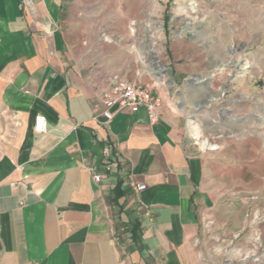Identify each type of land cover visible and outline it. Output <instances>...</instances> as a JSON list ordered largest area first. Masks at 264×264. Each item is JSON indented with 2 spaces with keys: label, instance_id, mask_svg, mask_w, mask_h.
Returning a JSON list of instances; mask_svg holds the SVG:
<instances>
[{
  "label": "crops",
  "instance_id": "crops-1",
  "mask_svg": "<svg viewBox=\"0 0 264 264\" xmlns=\"http://www.w3.org/2000/svg\"><path fill=\"white\" fill-rule=\"evenodd\" d=\"M76 8L0 0V264H202L208 223L223 227L252 162L197 141L185 96L204 79L184 81L176 88L184 97L172 98L145 51L120 42L131 32L98 51ZM176 35L170 75L180 82L206 59L192 52L199 41ZM115 76L153 84L162 100L155 124L144 108L94 119ZM38 114L44 132L34 129ZM105 143L117 163L96 182L90 168L102 171ZM132 182L146 188L135 194Z\"/></svg>",
  "mask_w": 264,
  "mask_h": 264
},
{
  "label": "rangeland",
  "instance_id": "rangeland-1",
  "mask_svg": "<svg viewBox=\"0 0 264 264\" xmlns=\"http://www.w3.org/2000/svg\"><path fill=\"white\" fill-rule=\"evenodd\" d=\"M75 2L77 14L83 16L84 35L96 50L106 47L105 39L116 41L123 31L131 32L132 37L120 42L145 51L146 61L155 64L153 70L161 64L154 80L164 90L168 87L172 98L184 97L182 89L176 90L184 81L204 79L201 90L185 96L188 102L194 99L197 141L201 145L206 138L204 147L230 158L240 156L244 165L252 162L254 177L244 172L242 193L231 205L228 200L223 227L208 223L201 262L264 264V0ZM133 14L140 21H130ZM156 19L159 23H154ZM154 28L161 30L162 38L155 36ZM178 32L199 41L201 50L192 52L206 59L200 69L181 76L180 82L170 75Z\"/></svg>",
  "mask_w": 264,
  "mask_h": 264
},
{
  "label": "built area",
  "instance_id": "built-area-1",
  "mask_svg": "<svg viewBox=\"0 0 264 264\" xmlns=\"http://www.w3.org/2000/svg\"><path fill=\"white\" fill-rule=\"evenodd\" d=\"M152 83H138L123 77H113L102 93L101 104L103 106L99 115L94 116L98 122L106 124L111 121L114 115L120 111H136L144 108L151 125L155 124L162 113V100L158 94L154 93ZM101 117V118H100ZM100 118V119H99ZM34 129L37 132H44L46 129V118L42 114L35 117ZM101 172H96L93 168L94 181L98 182L102 177L111 173L116 166V159L113 156L109 143H105L101 148ZM135 194L146 188L143 183H131Z\"/></svg>",
  "mask_w": 264,
  "mask_h": 264
},
{
  "label": "bare ground",
  "instance_id": "bare-ground-1",
  "mask_svg": "<svg viewBox=\"0 0 264 264\" xmlns=\"http://www.w3.org/2000/svg\"><path fill=\"white\" fill-rule=\"evenodd\" d=\"M157 69H162L161 64L156 63V69H155V70H157ZM151 70H152V69H151ZM151 72H153V71H151ZM201 145H202V146H208V141H207L206 138H203V139L201 140Z\"/></svg>",
  "mask_w": 264,
  "mask_h": 264
},
{
  "label": "water",
  "instance_id": "water-1",
  "mask_svg": "<svg viewBox=\"0 0 264 264\" xmlns=\"http://www.w3.org/2000/svg\"><path fill=\"white\" fill-rule=\"evenodd\" d=\"M206 101H209V100H206ZM181 103H183V101H181ZM195 106H196V108H197V109H200V108H201V106H200V104H199V103H196V105H195Z\"/></svg>",
  "mask_w": 264,
  "mask_h": 264
},
{
  "label": "trees",
  "instance_id": "trees-1",
  "mask_svg": "<svg viewBox=\"0 0 264 264\" xmlns=\"http://www.w3.org/2000/svg\"><path fill=\"white\" fill-rule=\"evenodd\" d=\"M133 234H135V233H133Z\"/></svg>",
  "mask_w": 264,
  "mask_h": 264
}]
</instances>
